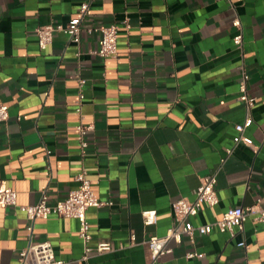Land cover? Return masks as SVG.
I'll list each match as a JSON object with an SVG mask.
<instances>
[{
  "label": "crops",
  "instance_id": "crops-1",
  "mask_svg": "<svg viewBox=\"0 0 264 264\" xmlns=\"http://www.w3.org/2000/svg\"><path fill=\"white\" fill-rule=\"evenodd\" d=\"M83 2L78 40L57 32L41 50L36 29L65 26ZM99 25L118 28L114 58L97 55L100 36L85 31ZM242 70L249 110L239 100ZM0 103L9 113L0 122V190H15L18 205L42 196L55 204L84 168L95 196L112 202L86 212L89 245H112L86 260L75 219H37L29 237L25 213L0 206V264H18L30 238L50 242L69 264H264L256 215L234 236L210 228L170 240L172 251L155 263L146 244L167 233L171 203L192 201L213 173L219 201L203 206L194 226L230 207L264 205V0H0ZM247 117L252 124L237 132ZM79 123L92 126L83 156ZM147 210L155 224L144 223ZM188 252L203 256L188 260Z\"/></svg>",
  "mask_w": 264,
  "mask_h": 264
},
{
  "label": "built area",
  "instance_id": "built-area-1",
  "mask_svg": "<svg viewBox=\"0 0 264 264\" xmlns=\"http://www.w3.org/2000/svg\"><path fill=\"white\" fill-rule=\"evenodd\" d=\"M89 4L83 2L79 7L78 15L72 18L68 24L62 25H44L36 29V37L38 47L44 50L53 40V36L57 32L67 34L71 41H77L80 31L81 23L84 15L88 10ZM233 26L240 28L238 19L233 20ZM88 34L98 33L100 36L99 48L97 55L102 58L117 56V33L118 28L115 25H99L90 26L85 29ZM233 43L236 46L242 45V33L239 32L234 35ZM248 75L244 70L241 72V80L239 83V100H241L246 109L254 106V98L247 92ZM80 88L84 84V80L79 79ZM83 95L79 93L76 112H81V104ZM9 117L8 106L0 103V122H5ZM252 124V119L247 117L242 124L235 126V130L239 133L244 128ZM92 130L91 125L79 123L76 126V133L80 144L81 155H85L88 148L87 134ZM241 139V137H238ZM76 187L69 191L67 197L55 204H48L46 196H42L40 201L34 205H18L17 193L11 188L0 190V206L2 207H18V209L25 213L31 225L27 227L29 237H31L32 224L37 219H47L50 215H57L63 218L75 219L78 223L77 235L84 244V255L82 260H86L90 253H103L112 250V245L109 242H98L94 247L89 245L91 240V232L89 223L86 218V212L89 208H100L111 205V201L99 200L93 190L92 182L87 177V171L82 168L74 177ZM216 174H210L203 177L195 189V198L192 201L186 199L176 200L171 203L172 210V224L167 230L165 236H153L146 241L150 251L151 262L155 263L157 259L172 249L168 247V242L174 240L180 243L183 237H188L191 241L195 234L204 235L210 228L216 229L220 233H227L234 236L236 232H242L244 229V222L250 215H256L257 221L264 227V205L259 202L248 208L230 207L221 216V218L208 225L194 226L191 218L195 217L203 206L213 207L219 199L215 190ZM142 217L146 225L156 223V211L147 210L142 212ZM239 247L244 246L241 241L237 244ZM203 254L196 252H188L185 258L190 260L193 258H200ZM18 264H69V262L57 259L54 254L52 245L48 241L32 242L31 238L28 245L23 248L18 254Z\"/></svg>",
  "mask_w": 264,
  "mask_h": 264
}]
</instances>
